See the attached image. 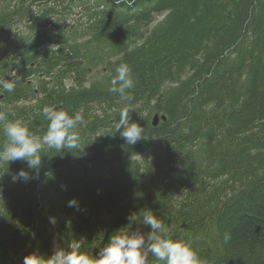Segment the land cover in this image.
<instances>
[{"label": "trees", "instance_id": "obj_1", "mask_svg": "<svg viewBox=\"0 0 264 264\" xmlns=\"http://www.w3.org/2000/svg\"><path fill=\"white\" fill-rule=\"evenodd\" d=\"M121 63L127 104L109 92ZM11 77L9 120L42 136L57 106L86 124L83 150L45 146L38 174L0 161V264L77 241L95 256L148 209L203 264H264V0H0ZM124 107L144 128L135 145L112 134ZM21 169L33 178L13 180Z\"/></svg>", "mask_w": 264, "mask_h": 264}, {"label": "clouds", "instance_id": "obj_2", "mask_svg": "<svg viewBox=\"0 0 264 264\" xmlns=\"http://www.w3.org/2000/svg\"><path fill=\"white\" fill-rule=\"evenodd\" d=\"M16 83L17 80L12 77L0 79V91L12 92ZM110 83V93L118 94L125 104L132 100L129 90L134 88V80L132 69L127 63H121L117 67L116 75ZM41 114L48 123L44 134L38 136L23 121H11L8 119L9 113L0 110V123L4 125L5 136V142L0 146V161L7 164L17 160L26 162L27 169L38 174L42 166L41 152L45 146L55 149L57 153L65 149L83 150L80 148L78 132V128L86 124L82 110L70 114L57 106H45ZM130 119V109L122 108L118 120L113 122L112 134L119 133L127 144L135 145L143 139L144 128L135 122L130 123ZM32 178L29 171L24 169L13 176V180L22 181ZM68 206H78L77 201L69 200ZM129 223H136L138 227L132 230L126 225L115 230V234L109 237L95 256L81 251V243L77 241L71 245L70 250L55 246L48 257L38 253L29 254L24 257L23 264H152L150 258H154L159 264H203L190 243L169 237V231L153 211L148 209L142 215L132 214ZM139 226L148 231L143 232ZM230 239V234L225 233L224 242L227 243Z\"/></svg>", "mask_w": 264, "mask_h": 264}, {"label": "water", "instance_id": "obj_3", "mask_svg": "<svg viewBox=\"0 0 264 264\" xmlns=\"http://www.w3.org/2000/svg\"><path fill=\"white\" fill-rule=\"evenodd\" d=\"M164 120V118H162ZM158 122V116H155L154 117V120H153V125H156Z\"/></svg>", "mask_w": 264, "mask_h": 264}, {"label": "rangeland", "instance_id": "obj_4", "mask_svg": "<svg viewBox=\"0 0 264 264\" xmlns=\"http://www.w3.org/2000/svg\"><path fill=\"white\" fill-rule=\"evenodd\" d=\"M21 28H23V26Z\"/></svg>", "mask_w": 264, "mask_h": 264}]
</instances>
